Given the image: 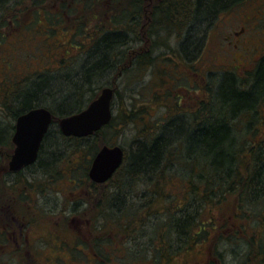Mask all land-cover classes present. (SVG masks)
Masks as SVG:
<instances>
[{"label":"trees","instance_id":"16d2710c","mask_svg":"<svg viewBox=\"0 0 264 264\" xmlns=\"http://www.w3.org/2000/svg\"><path fill=\"white\" fill-rule=\"evenodd\" d=\"M142 2L143 0H0V55L6 50L11 56V61L0 62L1 69L4 70L5 76L7 75L4 80H0V104L7 117L14 122L20 115L38 106L47 108L58 118L80 112L95 99V91L112 86L110 80L102 77L119 66L117 64L122 61V55L126 56L125 50L130 49L134 40L141 44L149 42L148 50L139 55L129 52L126 59H130L133 66L125 70L128 75L137 70L144 76L148 68L155 67V47L165 45H154L152 35L156 31L163 32L165 28L178 30L180 27L178 36L182 37L183 43L179 50L181 59L185 62L191 53L188 47H191V51L202 48L204 37L201 33L213 23L215 17L233 8L245 6L249 0H160L159 11L151 16L144 15ZM144 18L148 23L147 18H151V22L141 33ZM44 20L49 27L48 32H43L40 28ZM96 20L101 21L100 26L92 30V27L83 29L86 23L89 26ZM103 24L111 27L104 30ZM188 27L190 29L187 32L185 29ZM61 29L71 30L73 33L63 41L64 43L58 40L54 42L58 34L61 38L65 37ZM169 33L175 35V32ZM78 35H84V38L79 37V43L73 42L71 39ZM46 36L48 37L45 38ZM219 44H224L221 38ZM81 48L85 50L82 51ZM67 49L79 51L80 58H71ZM18 53L23 54L22 60L17 57ZM29 59L42 62L41 73L36 77H26L29 72ZM72 60L79 69L69 66ZM230 63L233 68L242 69L241 72L223 70L213 75L214 77H203V81L196 85L202 97H198L196 103L189 102L182 107L180 101L175 103L173 108L181 113L167 119L163 117V122L146 123L144 112L137 110L131 99L133 97H129L132 100L129 105L123 102L117 104L113 100L117 107L114 112L112 104L111 121L92 136L65 137L52 126L45 135L34 164L44 182L49 184L56 181V161H61L60 157L65 158V169L68 167L73 171L70 173L72 177L78 174L77 177L88 183L90 189L104 187L106 184L114 188L111 197H107L108 192L106 195L103 192V197L99 199L101 217L104 220L112 219L105 223L114 221L113 223L119 225L123 222L126 230L123 233L134 231L136 234L134 223L137 216L141 217L143 223L151 220L150 218L156 220V215L165 218L163 221L157 218V222H153V237L144 248L133 249V236L126 239V243L130 240L131 256H127L128 251H125V254H114L123 255L126 264H137L139 259L147 261L148 256L153 264H174L179 250L186 254L192 252L191 247L181 248L191 240L197 243L202 240L210 241L214 252L210 251L207 264H228L224 255L220 258L217 253L220 252L217 243L220 242L225 249L233 252L232 244L235 241L246 247V250L241 248L243 253L237 250V255L244 260L239 264H250L252 258L264 263V135L259 134V125L264 123L261 113L264 108V52L254 63ZM17 66L23 68L21 73L17 72ZM58 66H61L60 76H49L48 70L56 71ZM193 75L196 77L198 74ZM15 77H21L23 80L10 89L5 87L9 85V80ZM219 79L223 81L219 83ZM99 81L102 82L100 85ZM218 83L221 85L220 91H225L226 98L223 103L226 105L215 109V86ZM89 85H92L93 90L88 88ZM89 91L90 95L85 96ZM117 95L118 92L115 91L114 98H117ZM166 95L168 93L164 96ZM49 100L53 101L50 107L42 104ZM138 123L142 125L141 130L135 137L133 149L130 152L123 149L122 166L106 184L91 182L87 172L92 158L102 146H115L107 138L108 134H114L119 124L125 127L140 126ZM13 131L14 123L11 121L0 123V148L11 151ZM73 154L75 159L71 157ZM80 158L87 160V168L78 167ZM3 167L0 165V171H3ZM35 172L37 173V170ZM7 175L5 172L0 176V207L3 210L5 204L11 205L3 199L5 191L12 190L15 183L24 181L25 178L20 172L15 176L14 182H9ZM173 178L178 179L181 188H185L182 195L185 197L183 200L189 198V209L183 204L173 208L174 210H157L158 199L164 198V187ZM73 183L76 186V182ZM137 183L145 188L143 196H140L143 201L139 205L133 200L129 203L128 199L119 197L120 192L125 189L132 190L133 185ZM81 185L82 182L79 181L78 187ZM138 194L139 192L135 196ZM84 196L86 198L81 196L77 200L75 197L74 201H80L83 204L82 210L86 211L90 204L88 196ZM91 199L93 201L92 196ZM97 199L95 196V200ZM183 200H180L179 204H182ZM168 203L170 204L171 200ZM204 204L208 205L210 210L233 206V218L240 224H244L245 220L249 223L250 218H253V221H259L261 218L259 226L262 231L257 235L254 230L250 235L246 227H242L243 232L234 230V236L221 235V239H217L213 219H207L203 226L197 219ZM34 221L36 220L29 221L30 225ZM61 226L65 227L59 222L52 225V237L54 234L61 237ZM194 226H198L195 234L192 233ZM100 241L101 245L105 243L103 239ZM96 242L95 240L94 256L102 258V246H96ZM76 246L75 244L74 247ZM182 252L179 254L182 255Z\"/></svg>","mask_w":264,"mask_h":264},{"label":"rangeland","instance_id":"374dc122","mask_svg":"<svg viewBox=\"0 0 264 264\" xmlns=\"http://www.w3.org/2000/svg\"><path fill=\"white\" fill-rule=\"evenodd\" d=\"M263 2L264 0H249V2L245 4V6L242 5L240 7L233 8L230 11L221 13L217 18L215 17L213 23L209 25V27H206L201 33V35H203L204 37V40L202 41V48L191 51V47H188V50L191 53L188 54V60H186L185 62L181 59V51L179 50L180 45H182L183 43L182 37L178 36L180 27L178 30H174L173 28H165L163 32H154V34L152 35V38L155 42L154 45H157V43L165 45H157L155 47V51L153 54V56H155L157 59L156 64H154L155 67L148 68L145 71L144 76H141V74L137 72V70L128 75V72H126L125 70L127 68L131 69L133 66L130 59H126V56L129 54V52L130 54H132L133 52L134 54L139 55L148 50L147 45L149 44V42L146 43L145 41L144 44H141L136 42L137 40H134V43L132 44V46H130V49L128 48L129 50H125L126 56L124 57V55H122V61L117 64L119 66L115 67L113 69V72L111 71L110 73H107L104 77H102V79L110 80L109 83H111L112 85L111 87H105L113 88L114 92H118L117 98L113 97V100H115L117 104L118 102H123L124 104L129 105L133 100V104L136 106V109L142 110L144 112L146 123H160L163 122V117L167 119V117H173L174 115L180 114V111H177L173 108L175 106V103H178L180 101L181 107L183 106V104L186 105L189 102L196 103L197 99L202 97V93L200 91H197L198 88L196 87V85L203 81V77L205 78V76L208 75L214 77L213 75L219 74L223 70H233L240 73L242 69L233 68V65H231L230 63L231 61L234 62V64L237 63L239 65H245L247 64V62L254 63L264 52ZM106 21L107 19H105V22ZM43 22L44 23H41L40 28L43 32H48L47 30L49 27L48 25H46L47 23L45 20ZM100 22V20H96L94 24L92 23L89 26L88 23H86L83 26V29L86 30L92 27V30L96 28V26H100ZM143 23L144 24L141 28V33L144 29L146 30L150 24V22L148 23L145 18L143 20ZM103 27L104 30H108L111 26L103 24ZM241 27H243L244 31L240 33L239 48L235 53L230 54L223 51V56L221 58L220 56L215 55L210 56V50L215 49L221 45L219 44L220 38L226 44L223 45L224 48H222V50L226 48L229 51L226 46L228 45L230 39L228 40L225 38H227L228 36L229 38H232L230 32L240 31ZM189 29L190 27L186 28L185 31L188 32ZM61 30L63 31L61 32L65 37L61 38V36L58 34L57 38L54 39V42L58 40L61 43H64L63 41L67 40L70 37L69 35L73 33V31L71 30ZM169 32H175V35ZM84 35H78V37L74 36L71 40L73 42L79 43L81 42V38H84ZM47 37L48 36H46L45 38ZM79 37H81L80 40ZM219 48L221 49V47ZM81 49L82 51L85 50L84 48ZM123 49L124 48H122V50ZM67 50L69 51L68 54L71 55V58L74 59L75 57H77L76 60L80 58L81 54H79V51L73 49ZM174 50H176L177 52L175 53ZM17 57L21 60L22 58H24L23 54L21 53H18ZM170 58L172 59L168 61V59ZM6 60L11 61V56L10 53L4 50L0 55V62H5ZM213 63H218L219 66L213 65ZM27 64L29 72L26 77H36L38 73H41V61H38L37 59H29L27 61ZM52 65L53 63H51V66ZM69 66L73 69L74 67H76V63L72 60L70 61ZM58 67L59 68L56 71L51 72L48 70L49 76L56 75L58 78L60 76L59 74L62 73L60 68L61 66ZM16 70L17 72L21 73L23 71V68L21 66H17ZM190 72L193 73L191 74ZM194 73L198 75H196L195 77L193 75ZM188 75L192 76L188 77ZM6 76L4 70L0 67V80H4ZM22 80L23 78L21 77H15L14 79L11 78L9 80V85L5 87L10 89L11 86L19 85ZM153 80L154 84H152ZM221 80L223 81V79H219V83ZM101 83L102 82L100 81L98 82L99 85ZM219 83L217 84V86H215V88L217 89V93L215 96L216 103L214 105L215 109H220L221 106L226 105L223 103L225 102L226 98L224 95L225 91H220L221 85H219ZM88 88L93 90L92 85H89ZM102 88L95 91V98L99 95ZM165 93H168V95L164 96ZM89 95L90 91L86 92L85 96L88 97ZM129 97H133L131 98L132 100ZM115 101L113 103V110H115L114 112H116L117 107ZM42 104L50 107L53 104V101H44V103ZM1 107L2 105L0 104V123H7L10 121L11 123H14L11 118L7 117L6 113H4ZM177 109L180 110L179 108ZM261 113L264 118V108ZM55 117L58 118L57 116ZM57 124L58 119L56 120V124L53 125V128L56 129ZM138 124H140V126L134 125L130 127H125L124 125L119 124V126L115 128L116 132H114V134H112V132L109 133L107 138L110 139L111 143H114L115 145L117 144L127 152H130L134 147V143L136 142L135 137L141 130L142 125L141 123ZM259 128V134L264 135V123L262 125H259ZM13 149V145L11 146V151L7 148H0V155L2 158V162H0V165L4 166L3 171H0V176H2L5 172L8 173L7 165L10 156L13 153ZM71 157L75 159L74 154ZM60 160L61 161H56V165L54 164L56 167L55 172L57 171L58 173L55 182L49 184L46 181L44 182L42 175L38 171V167L33 165L23 170V175H26L24 181L15 183L12 190H6V193L4 192L5 197L3 199L9 202L8 204L11 205L9 206L5 204V210L0 207V264H22L20 257L15 256L13 258L12 256L10 257V254L8 253L9 251L15 249L11 237L12 232H14L16 236L21 235L20 237H22V239L23 237H25V235H29L30 239L43 235L46 236L45 238L50 239L53 233V231H51V227L55 222H59L61 224H64L65 226H61L62 240L71 242L73 238L77 239V248L74 247L73 243H71L69 247L63 246V244H60L59 246L57 245V249L59 250V252L61 251L63 253H66L65 251L71 250L74 256H77L73 258L75 259V262L73 264H126L127 261L123 259L124 257L122 258L123 255H114L115 253H119L120 251L123 253H125V251H128L127 256H131V246L129 244L130 240L126 243V239L129 236H133V249L140 250L144 248L149 239L153 237V222H157V218L160 219L159 221H163L165 220V218L163 219V217L161 218L156 215V220H154L155 218H150L151 220L143 223V221H141V217L137 216V220L134 223L136 234H134V231H131L133 233H123V231L125 230L123 222L119 225L113 223L114 221L105 223V221L112 219H108L109 217H106V219L108 220H104V218L100 215V207L98 204L100 201L99 199L103 197L101 193L105 192L104 194L106 195V192H108L107 197L109 198L113 194L114 188L110 187L109 184H106L104 187H96V189L91 187L90 189V185L88 183H84L82 179H79V177H77L78 174H74V177H72L70 173H72L73 171H71L68 167H66L65 169V161L67 159L60 157ZM79 161L80 163L78 167L80 166L81 169L85 167L87 168L88 165H86V159L82 160V158H80ZM54 165L52 170L54 169ZM36 170L37 173L35 172ZM12 176L13 175H7V179L9 182H12L14 178ZM42 180L43 182H40ZM73 181L76 182V186L74 185ZM79 181L82 182V185L78 187ZM164 181L165 179L163 180V182ZM43 183L47 184L42 185ZM131 189L132 190L125 189L123 192H120L119 197H124L125 200L128 199L129 203L131 202L130 200H133L136 205H139L140 202L143 201V198L141 200L140 196H143V191L145 188L143 189V187H141V184L137 183L134 184ZM164 190V193L167 196L165 195L164 198L158 199L159 203H157L156 205L157 210H163L167 208L173 209L177 206H183V204L189 209V198L187 200H183V198L185 197H183L182 194H184L185 188H181L178 179L173 178L172 180H170L164 187ZM137 192H139V194L136 197L135 195L137 194ZM84 195L88 196V204H90L88 205L86 211L82 210L83 204H81L80 201H74L75 197L76 200L78 198L80 199L81 196L82 198H86ZM90 195L93 197V201ZM95 196L96 198L98 197L97 200H95ZM132 197L135 199H133ZM170 200L171 203L169 204L168 202ZM180 200H183L182 204H179ZM71 201H73L74 203ZM90 201L91 203H89ZM78 208L81 209L78 210ZM201 208L202 209H200L198 213V221H201L203 226L207 219L212 218V222L213 224H215L216 229L215 235L217 234L216 236H214L217 237V239H219L221 235H227L230 237L234 236V230L243 232V230H241L242 227H246V230L250 235L251 231L255 230L257 235L260 233V231H262V228L259 226V222H261L262 220L261 218L259 219V221H253V218H250L251 223H248V220H245L246 222H244V224L238 223L233 218V212L235 211L233 206L229 208H219L218 210L211 207L212 209L210 210L209 206L204 204L201 206ZM78 213L80 214L78 215ZM33 219L36 220V222L28 225L26 220L32 221ZM197 227L198 226H194L192 228V233L195 234V232L198 231ZM9 233L11 236H9ZM101 239H103V242H105L102 245L100 241ZM95 240L97 241L96 246H102V258L101 256H98V258L94 256L95 252L93 248L95 246L92 247V244L94 245ZM255 244L254 246L256 247ZM217 245L219 246L217 249L220 251L217 253L220 254V258H222V256L224 255V259L228 264H239L244 261L237 255V250L240 251L241 248L246 250V247H244V245H242V243H240L239 241L233 242V252H231L232 250L230 251L228 249H225V246H223V244H221L220 242L217 243ZM80 247H82L84 250L80 249ZM184 247H191L190 249L192 252L186 254L179 249V251L176 250V252L178 251V254L182 252V255L179 254L178 256L177 254V258H175V261L173 262L174 264H207L209 253L210 251H213V246L210 244V241L205 242L203 240L199 243L191 240L181 248ZM120 248L122 249L120 250ZM91 249L93 250L91 251ZM52 250L53 248L51 247V245L49 247L47 246L46 251H50L52 255L51 259H53ZM107 257L110 260H108ZM63 259H66L65 261H67L68 264L72 263V257L69 260L67 254L63 256ZM254 260L255 259L252 258L250 264H264L263 262H260V260ZM65 261L58 259L54 264H67L65 263ZM151 261L152 260L150 256H148L147 261L139 259L137 264H153Z\"/></svg>","mask_w":264,"mask_h":264},{"label":"water","instance_id":"95a60500","mask_svg":"<svg viewBox=\"0 0 264 264\" xmlns=\"http://www.w3.org/2000/svg\"><path fill=\"white\" fill-rule=\"evenodd\" d=\"M113 97V88H103L85 109L59 119L62 135L85 138L98 132L111 121ZM52 121V113L42 107L29 110L16 119L11 137L14 149L8 162V171L17 172L37 160L41 143ZM123 161L124 150L119 145L102 146L91 160L88 178L95 184H104L122 166Z\"/></svg>","mask_w":264,"mask_h":264},{"label":"flooded vegetation","instance_id":"af4514ba","mask_svg":"<svg viewBox=\"0 0 264 264\" xmlns=\"http://www.w3.org/2000/svg\"><path fill=\"white\" fill-rule=\"evenodd\" d=\"M158 3L160 4V0H143V2H142V5H143L142 9L144 11V15L145 16H147V15L148 16H151V15H153L154 12L155 13L158 12L159 11V4ZM147 19H148L149 22H151V18L150 19L147 18ZM141 28H142V26H141ZM243 31H244V29L241 28L240 31H234V33H230L232 35V38H229V36L227 38H225V39H228V40L230 39L229 42H228V45L226 46L229 49V51L226 48L222 50V48H224L223 45H226L224 43V44H221L219 46V47H221V49L219 47H217L215 49L210 50V56L211 55L212 56L215 55V56H220V58H221L223 56V51L224 52H228L230 54L231 53H235L236 50L239 48V36H240V33L243 32ZM236 60H237V58H236ZM223 64H221V65H223ZM213 65H218V63L217 64H214L213 63ZM39 107L40 106H38L37 108H39ZM73 114H75V113H73ZM57 119L59 120L61 118H56V117L53 116V121L50 124L49 129L51 128V126L54 127L53 125L56 124V120ZM15 122H16V120L14 121V129H15ZM49 129H48V131H49ZM57 129L60 132V129H59L58 124H57ZM13 133H14V131H13ZM13 133H12V135H13ZM43 140H44V138H43ZM42 143H43V141H42ZM42 143H41V145H42ZM36 161L32 165H30L28 167H25V168H23V169H21V170H19L17 172H10V171H8V175H13L12 177H14L13 180H12V182L15 181V179H16L15 176L18 173L23 172L24 169L33 166L36 163ZM34 222H36V221H34ZM27 224L30 225L29 221H27ZM9 236H11L10 233H9ZM20 236L21 235L16 236L15 233L12 232V236L11 237H12V240H13V243H14V246H15V249L9 251L8 253L10 254V257L11 256L13 258L15 256L20 257V259L22 261V264H54L58 259H61V260L65 261L66 259H63V256L65 254H67V256L69 257V260L72 257V263H70V264H73L75 262V259H73L75 257H74V254H72L71 250L65 251L66 253H63L61 251L59 252V250L57 249V245L59 246L60 244H63V246L69 247V245L71 244L68 241H63L62 238L59 237L58 234H54L53 237L50 238L52 240H50L48 238H45L46 236H44V235L43 236H40V237H33L32 239H30L29 235H25V237H23V239ZM71 242L73 243V245H75V244L77 245L76 238H73V240ZM50 245L53 248V250H52L53 259H51V256L52 255H51L50 251L49 252L46 251L47 250V246L49 247ZM77 247H78V245L76 246V248ZM92 247H94L93 244H92ZM121 249L122 248H120V250ZM91 251H92V249H91ZM55 253H56V255H55ZM121 253L122 254H125L123 252H121ZM42 254H44V255H42ZM27 260H28V262H27ZM65 263H67V261H65Z\"/></svg>","mask_w":264,"mask_h":264}]
</instances>
